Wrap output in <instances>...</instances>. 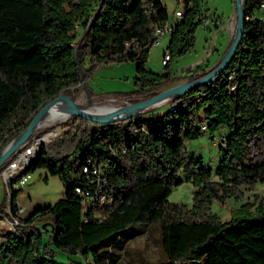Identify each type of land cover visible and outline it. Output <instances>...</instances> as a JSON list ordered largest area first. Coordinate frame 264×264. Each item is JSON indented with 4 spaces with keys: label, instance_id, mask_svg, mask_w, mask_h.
<instances>
[{
    "label": "trees",
    "instance_id": "1",
    "mask_svg": "<svg viewBox=\"0 0 264 264\" xmlns=\"http://www.w3.org/2000/svg\"><path fill=\"white\" fill-rule=\"evenodd\" d=\"M262 1L245 0L243 32L227 69L174 95L173 109L150 107L105 122L74 115L62 133L40 145L27 171L46 166L60 175L65 191L0 234V264H68L56 258V249L80 253L89 264H118L126 242L153 222L166 257L157 264H264V198L253 192L226 219L210 209L214 199L240 198L242 186L264 182ZM202 13V0H184L164 48L170 53L164 67L192 47ZM167 18L163 0H0V150L46 101L60 91L72 94L96 63L133 59L135 87L120 96L155 93L173 75L145 66L155 28ZM210 68L197 64L186 79ZM228 73L234 74L233 90ZM203 124L212 137L216 128H227L214 168L185 145ZM89 158L104 163L107 198L85 206L74 187L94 188L81 170ZM183 179L195 186L190 206L168 199ZM19 190L11 192L12 209ZM5 200L6 192L0 219L11 216ZM43 216L51 223L46 241L37 224Z\"/></svg>",
    "mask_w": 264,
    "mask_h": 264
},
{
    "label": "rangeland",
    "instance_id": "2",
    "mask_svg": "<svg viewBox=\"0 0 264 264\" xmlns=\"http://www.w3.org/2000/svg\"><path fill=\"white\" fill-rule=\"evenodd\" d=\"M163 2L168 11V18L170 21H174L177 18L174 11L182 8V0H163ZM235 10V0H202V14L205 18L196 26L194 43L190 49L172 58L169 67H164L161 62L163 50L169 39V31H165L159 41L150 45L145 66L155 71H162L165 68L173 73L172 77L166 80L158 90L185 80L188 78L190 71L197 67V64L203 69H208L216 63L232 39L231 25L234 24ZM88 63L87 61L85 65H88ZM136 74L135 61L133 59L102 61L96 63L86 76L85 85L91 90L92 94H89L87 88L80 84L72 89L71 95L75 98V101H83L84 98H87L88 100L102 102L113 98L116 105H123L132 99H126L120 94L135 87L134 76ZM158 107L163 109L166 104ZM73 116L74 114L61 121L44 122L43 124L46 126L37 132L36 135L48 131L49 129H46L48 124H55L57 133L50 140H47L51 136L50 134L41 136L42 139L47 137L46 141L43 142L44 144L49 143L67 127V124L64 123L65 121H68V123L72 122ZM226 132V127L216 128L213 132L215 136L212 137L208 128H202L197 137L185 140L186 148L193 154L200 155L205 164L214 168L220 157L218 144L222 134ZM29 173L30 176L24 187L16 195V201L25 205L24 210L18 213L19 216L27 215L35 207L54 202L65 191L60 175L57 172H51L46 166H36L29 170ZM194 188L195 186L190 180L183 179L181 183L171 188L168 193V199L170 201L183 202L190 206L193 202ZM242 188L244 189V194L240 198L227 197L223 203L214 199L210 204L211 211L217 213L222 219H226L235 212L240 203L250 200L253 192H257L264 198V182L262 181H257L251 188H246L245 186H242ZM4 192H6V210L9 211L11 210L9 208L11 192L8 194L6 185L0 178V200L3 198ZM3 218L0 219V234L14 228V223H10L9 218ZM37 224L42 230L43 241H46L48 238L47 229L51 226L50 218L43 216L37 221ZM9 225L12 226L11 229L8 228ZM146 226L148 227L146 231L138 233L126 242V252L123 256H119L118 264H157L166 258L160 246L158 223L153 222ZM55 256L68 264H89L90 262V258L84 257L80 253H68L61 249H56ZM199 262L201 260L188 261L184 264H198Z\"/></svg>",
    "mask_w": 264,
    "mask_h": 264
},
{
    "label": "built area",
    "instance_id": "3",
    "mask_svg": "<svg viewBox=\"0 0 264 264\" xmlns=\"http://www.w3.org/2000/svg\"><path fill=\"white\" fill-rule=\"evenodd\" d=\"M182 2H184V0H182ZM261 6L264 7V1L261 2ZM181 11H182V8L175 9L174 14L176 16H180ZM234 17H235L234 24L231 25V35L234 33V30L236 27V16ZM244 17H245V14H244ZM172 23L169 24V23H166L165 21L164 27L156 26L155 28L156 38L154 39L152 44L159 41L161 35L165 31L168 30L170 33ZM169 57H170L169 51L167 49H164L163 56L161 58L162 64H164L169 59ZM226 69L227 67L223 70H226ZM219 73L220 72L216 73L211 79H218L220 77ZM233 77H234L233 73L227 74V78L228 80H230L228 84L229 85L228 87L230 90H233L236 86V82H232ZM174 95L175 94L163 98L158 104L151 106V107H158L159 105L161 106L162 104H166L168 108L173 109L174 102L172 99ZM52 125H55V124H51V123L48 124V126H52ZM45 126L46 125L44 124H36L30 136L19 147H17L0 166V178L2 179V181H4L8 194H10V192H12V190L15 188L22 189L24 187L28 177L30 176V173L29 171H27V168L29 164L31 163V161L37 155L40 145L46 141V139H41V136L47 133H51L53 130L56 129V126H55L49 129L48 131L44 132L43 134L36 135L37 132L42 130ZM205 126H206L205 124L202 125L203 128ZM55 134H52L47 140H50ZM103 164L104 163L102 161H96V160H93L92 158H89L87 164L82 165V168H81L82 172L86 173V175L89 176L90 182L92 183L95 182V186L92 190L78 186V185L74 187L75 191L81 196V201L84 203L85 206L92 204L96 199L102 202L107 198V193L103 191L101 187V182H103L104 180L102 175L105 169V166L103 167ZM20 191L21 190H19L18 193H20ZM9 208H11V210L8 211L11 215L9 217V221L11 223H18L19 222L18 213L24 210L25 205L16 201V206L12 209L11 198H10Z\"/></svg>",
    "mask_w": 264,
    "mask_h": 264
},
{
    "label": "water",
    "instance_id": "4",
    "mask_svg": "<svg viewBox=\"0 0 264 264\" xmlns=\"http://www.w3.org/2000/svg\"><path fill=\"white\" fill-rule=\"evenodd\" d=\"M244 1L245 0H235L236 2V27L232 36V39L225 50L224 54L221 56L219 61L214 64L207 72L202 74L201 76L186 79L179 82H176L170 86L165 88H161L157 90L155 93L141 97L138 99L127 101L123 104L122 108L118 110L119 112H109L105 116H98L92 112L86 111L82 108L77 106H73L72 111L74 115L83 116L85 118H89L92 120L98 121H109L112 119L117 118H125L129 115L134 114L139 110L147 109L151 106L158 104L163 98L173 95L179 94L185 90H189L194 86L207 83L216 73L220 72L221 70L225 69L232 56L234 55L236 48L239 44L242 32H243V21H244ZM82 84L86 87L85 81L81 79ZM64 96L69 99L73 104H75V98L64 91H60L48 101H46L38 111L32 116L28 124L25 126L23 130H21L18 134H16L13 138H11L0 150V166L2 163L7 159V157L17 148L19 147L32 133L34 126L36 125L37 119L43 112V110L50 105L54 100L58 97ZM114 97V96H113ZM14 230V228L12 229Z\"/></svg>",
    "mask_w": 264,
    "mask_h": 264
},
{
    "label": "bare ground",
    "instance_id": "5",
    "mask_svg": "<svg viewBox=\"0 0 264 264\" xmlns=\"http://www.w3.org/2000/svg\"><path fill=\"white\" fill-rule=\"evenodd\" d=\"M114 102L115 99L113 98L107 99L106 101L102 102L84 98L83 101L77 100L75 101V104H73L66 97L60 96L43 110V112L37 119L36 124H43L44 122L48 121L55 122L64 120L73 114L72 108L74 105L86 111L92 112L98 116H105L109 112H119L118 110H120L123 105H116ZM56 132L57 130H53L51 133H47L45 136L49 134H55ZM45 138L47 139V137ZM8 228L11 229L12 226L9 225Z\"/></svg>",
    "mask_w": 264,
    "mask_h": 264
},
{
    "label": "crops",
    "instance_id": "6",
    "mask_svg": "<svg viewBox=\"0 0 264 264\" xmlns=\"http://www.w3.org/2000/svg\"><path fill=\"white\" fill-rule=\"evenodd\" d=\"M176 17H177V16H176ZM172 22H173V21H170V19L167 18L166 23L171 24ZM214 64H215V63H214ZM214 64H213V65H214ZM213 65H212V66H213ZM212 66H211V67H212ZM185 80H186V79H185ZM188 261H189V260L180 261V262H177V264H184V263H186V262H188Z\"/></svg>",
    "mask_w": 264,
    "mask_h": 264
}]
</instances>
